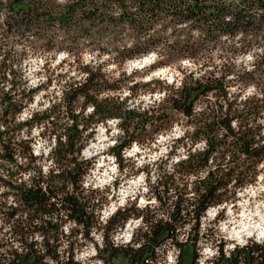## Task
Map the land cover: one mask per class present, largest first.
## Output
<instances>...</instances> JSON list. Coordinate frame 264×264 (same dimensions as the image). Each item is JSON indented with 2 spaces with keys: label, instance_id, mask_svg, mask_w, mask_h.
I'll use <instances>...</instances> for the list:
<instances>
[{
  "label": "clouds",
  "instance_id": "obj_1",
  "mask_svg": "<svg viewBox=\"0 0 264 264\" xmlns=\"http://www.w3.org/2000/svg\"><path fill=\"white\" fill-rule=\"evenodd\" d=\"M145 250L264 264V0H0V264Z\"/></svg>",
  "mask_w": 264,
  "mask_h": 264
},
{
  "label": "trees",
  "instance_id": "obj_2",
  "mask_svg": "<svg viewBox=\"0 0 264 264\" xmlns=\"http://www.w3.org/2000/svg\"><path fill=\"white\" fill-rule=\"evenodd\" d=\"M206 9H200V11H205ZM219 10L222 12L223 11V6L220 5L219 6ZM209 14H211V12L209 11ZM219 14V13H218ZM7 98V97H6ZM73 179H75V177H73ZM50 194H55L54 192H52L51 189H49ZM46 197L43 196V194L40 192V190L37 188L35 191L33 190H29L28 192L24 193V201L25 203L31 207L32 205H37L38 208L37 210H45L47 211L48 209L44 208V204L46 202ZM65 206H71L72 208V212L70 214V216L75 217L78 219V221L80 220V218L84 215L83 213V209L82 206H80L79 204L76 203L75 199L71 196H67L65 197ZM52 210H55V205L52 206ZM179 209H177V213H178ZM54 225L49 224V228H54ZM167 228H171L170 225H166L165 227H157V238H159L160 234H162L163 232L167 231ZM149 250H145V252H142L140 254V264H142V258L145 254H147ZM249 260H251V257H249ZM134 263V262H133ZM20 264H27L26 260H21ZM32 264H40L39 262V258H36Z\"/></svg>",
  "mask_w": 264,
  "mask_h": 264
},
{
  "label": "rangeland",
  "instance_id": "obj_3",
  "mask_svg": "<svg viewBox=\"0 0 264 264\" xmlns=\"http://www.w3.org/2000/svg\"><path fill=\"white\" fill-rule=\"evenodd\" d=\"M185 255H187V248H185ZM134 264V263H133Z\"/></svg>",
  "mask_w": 264,
  "mask_h": 264
}]
</instances>
